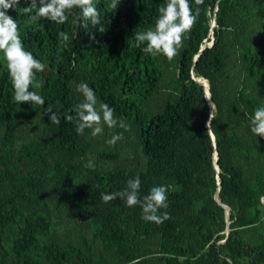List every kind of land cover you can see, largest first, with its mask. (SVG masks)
<instances>
[{
	"label": "trees",
	"instance_id": "16d2710c",
	"mask_svg": "<svg viewBox=\"0 0 264 264\" xmlns=\"http://www.w3.org/2000/svg\"><path fill=\"white\" fill-rule=\"evenodd\" d=\"M93 3L101 23L87 28L79 9L62 25L8 11L25 49L45 65L33 81H44L34 90L45 103L14 101L0 52V264H264V137L250 128L264 106V0H203L171 61L134 39L154 28L166 0H120L115 11L110 0ZM213 19L212 43L202 47ZM80 82L130 128L78 134L75 119L64 118L75 117ZM117 133L123 138L108 144ZM137 175L141 198L167 186L160 213L169 220L147 222L119 197L102 202L101 193ZM217 191L229 207L228 232Z\"/></svg>",
	"mask_w": 264,
	"mask_h": 264
},
{
	"label": "clouds",
	"instance_id": "9594fccd",
	"mask_svg": "<svg viewBox=\"0 0 264 264\" xmlns=\"http://www.w3.org/2000/svg\"><path fill=\"white\" fill-rule=\"evenodd\" d=\"M120 0H110L108 8L116 10ZM195 10L189 0H166V3L158 9V17L155 20L154 28L138 31L134 34L135 46L142 47V51L152 56L163 55L168 61L173 60L183 47V40L192 30L200 15L199 5L203 0H195ZM20 0H0V52L7 62V68L11 83L14 89V101L17 104L29 102L32 105L44 106L45 99L39 95L35 88L43 87L44 81L33 84L36 73L43 72L45 65L34 57L32 52L27 51L19 35L16 19L8 14L10 9L17 10L18 14L33 13L30 16L32 21L41 18L64 24L68 19V13L73 9L80 10V19L84 22L83 27L100 25V12L93 3V0H31L28 6L20 8ZM100 32H104L99 28ZM211 32V31H210ZM60 43L67 45L69 36L66 32H60ZM30 88L32 90H30ZM74 91L82 96L76 105L75 117L69 115L65 121H76V132L84 135L85 129H91L93 137L102 134L104 126L115 128L117 125L125 130L130 125L124 119L119 121L114 115V109L107 103L98 102L95 91L87 83L75 84ZM52 106L44 109V112L51 113V123L59 126L61 118L52 111ZM251 132L257 137H264V106L254 109L250 121ZM123 138L122 133H117L106 142L115 145ZM141 180L139 175L130 178L123 190L113 193H101V200L109 203L117 197L125 200L128 207L139 206L142 210V219L147 222H154L157 225L170 219L167 212L160 213L161 209H167L168 188L165 185L153 186L149 193L141 198Z\"/></svg>",
	"mask_w": 264,
	"mask_h": 264
},
{
	"label": "water",
	"instance_id": "95a60500",
	"mask_svg": "<svg viewBox=\"0 0 264 264\" xmlns=\"http://www.w3.org/2000/svg\"><path fill=\"white\" fill-rule=\"evenodd\" d=\"M214 25H215V20L213 19L212 22H211V28H210V31L211 32H212V28L214 27ZM192 77L195 78L193 73H192ZM197 81L201 82L200 79H197ZM203 81L204 82H201V84L204 86V89H205V97L207 99L206 101L209 103L210 108L213 109L214 106L212 105V102H211L210 93H209V89H208V84L206 83L205 80H203ZM207 126L209 127V124L208 123H207ZM210 135H211V138L213 140L214 139V136L211 133V131H210ZM213 157H214V160H216V158H217V152L216 151L214 152ZM214 167H215L216 171L218 172V165L216 164L215 161H214ZM218 183L220 184V182H218ZM214 197H215L216 201L218 203H220L219 197H218V191L216 192V194L214 195ZM221 205L224 207V210H225V218H226V222H227L226 232H228V230H229L228 229V223H229V207L226 206V205H224V204H221Z\"/></svg>",
	"mask_w": 264,
	"mask_h": 264
},
{
	"label": "built area",
	"instance_id": "2783aa9c",
	"mask_svg": "<svg viewBox=\"0 0 264 264\" xmlns=\"http://www.w3.org/2000/svg\"><path fill=\"white\" fill-rule=\"evenodd\" d=\"M210 40H206L204 45L202 47H204L205 45H211L212 43V34L210 33ZM261 201L264 202V195L261 197Z\"/></svg>",
	"mask_w": 264,
	"mask_h": 264
},
{
	"label": "bare ground",
	"instance_id": "6f19581e",
	"mask_svg": "<svg viewBox=\"0 0 264 264\" xmlns=\"http://www.w3.org/2000/svg\"><path fill=\"white\" fill-rule=\"evenodd\" d=\"M203 81V80H202Z\"/></svg>",
	"mask_w": 264,
	"mask_h": 264
},
{
	"label": "rangeland",
	"instance_id": "374dc122",
	"mask_svg": "<svg viewBox=\"0 0 264 264\" xmlns=\"http://www.w3.org/2000/svg\"><path fill=\"white\" fill-rule=\"evenodd\" d=\"M211 33V32H210Z\"/></svg>",
	"mask_w": 264,
	"mask_h": 264
}]
</instances>
